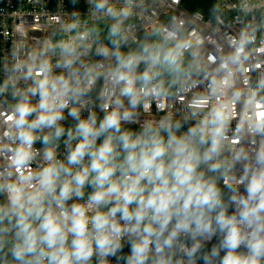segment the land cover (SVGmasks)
Here are the masks:
<instances>
[{
  "label": "clouds",
  "instance_id": "9594fccd",
  "mask_svg": "<svg viewBox=\"0 0 264 264\" xmlns=\"http://www.w3.org/2000/svg\"><path fill=\"white\" fill-rule=\"evenodd\" d=\"M87 2L112 21L108 44L97 28L49 43L0 84L14 101L0 112V264H264V73L254 87L234 84L254 38L242 34L220 58L214 104L201 96L182 119H141L153 102L157 111L170 98L182 103L194 76L207 79L203 39L173 25L154 29L155 40L133 39V49L125 22L137 0ZM92 45L102 59H85ZM68 117L74 124L65 127ZM244 136L262 138L252 153L234 147ZM241 162L243 192L225 183V199L220 181Z\"/></svg>",
  "mask_w": 264,
  "mask_h": 264
},
{
  "label": "built area",
  "instance_id": "2783aa9c",
  "mask_svg": "<svg viewBox=\"0 0 264 264\" xmlns=\"http://www.w3.org/2000/svg\"><path fill=\"white\" fill-rule=\"evenodd\" d=\"M112 2L120 6L122 0H112ZM213 2L214 11L212 12L210 8L211 14L206 16L200 12L189 11L185 7L187 0H137L140 6L125 22L130 37L129 47L133 49L137 47L136 43L131 42L133 39L137 41L155 40L156 37L150 35L154 29L168 28L174 25L179 28L184 38L203 39L199 51L207 72V79L203 75L194 76L193 80H199V83L189 84L190 90L180 93L185 97L182 103L170 98L167 106L161 104L160 107L163 110L157 111L156 102H153L151 112L145 113L141 110V119H160L162 116L170 115L175 120L188 115V103L201 96L208 97L211 80L219 79L215 69L220 58L226 57L234 51L242 34L252 36L254 39L253 42L246 45L248 59L244 62L241 70L234 73L235 87L244 88L243 81L245 79H250L254 87L258 77L264 73V0H213ZM72 23L77 24L78 27L74 31H68V25ZM111 23L112 21L107 17L93 16L87 0H76V3H73L72 0H0V84L8 78L12 66L16 62L28 61L30 54L43 51L49 43L55 44L60 40L67 41L70 38H75L78 33L97 28L100 41L108 44L107 31ZM92 47L93 51L85 59L89 61L102 59L94 54L95 45ZM122 50L127 51L128 48ZM58 51L57 49V53ZM209 54L216 57L215 63L207 60ZM49 55L55 63L57 56L51 53ZM105 63L114 62L105 61ZM257 64H260L261 67L257 68ZM142 68L143 65H141ZM249 68L252 71H248ZM13 75H18V73ZM28 83L30 84L31 81ZM102 86L103 81H99L91 93L93 99ZM18 87H25V82L21 80ZM228 94H231L230 90ZM215 102V96L208 97L209 106ZM12 103L14 101L10 93L0 95V112L6 110ZM241 108L242 104L238 103L235 108L237 116H239ZM96 111L98 116L102 117L103 113L99 109ZM82 116H87V112H82ZM62 123L68 127L74 124V121L68 117ZM235 126L236 120H233L231 129L227 133L229 137L233 135ZM0 127H2V117H0ZM126 127L136 129L138 125H126ZM63 139L62 137L58 149L60 158L65 155ZM261 139L256 137L255 143H253L252 138L244 136L240 143L234 147L236 149L242 147L252 153ZM35 147L43 150V145L39 141ZM225 156H229V153L226 152ZM39 159L37 157V161ZM33 167H36L35 163ZM242 174L243 162L237 163L233 169L226 173L220 184L224 186L225 183H231L243 192ZM212 243H216V240L213 239ZM208 247L210 248L211 244ZM129 250V247L125 246L124 252L128 253ZM240 251H244V249L241 248Z\"/></svg>",
  "mask_w": 264,
  "mask_h": 264
},
{
  "label": "trees",
  "instance_id": "16d2710c",
  "mask_svg": "<svg viewBox=\"0 0 264 264\" xmlns=\"http://www.w3.org/2000/svg\"><path fill=\"white\" fill-rule=\"evenodd\" d=\"M213 4H214L213 0H187V3H185V7L191 12H200L205 14L206 16H209L211 14V11L212 12L214 11ZM220 187L224 190L225 199H227V196L230 193H228V190L221 184ZM229 211L231 212L232 209L230 208Z\"/></svg>",
  "mask_w": 264,
  "mask_h": 264
}]
</instances>
